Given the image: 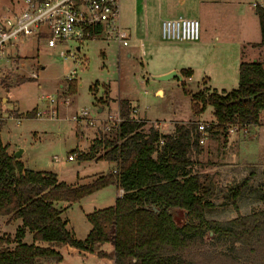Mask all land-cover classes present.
<instances>
[{"label":"trees","instance_id":"trees-1","mask_svg":"<svg viewBox=\"0 0 264 264\" xmlns=\"http://www.w3.org/2000/svg\"><path fill=\"white\" fill-rule=\"evenodd\" d=\"M254 13L261 40L251 47L262 48L264 8L257 6ZM69 92H75L72 81ZM131 104L120 100L122 122L113 140L99 134L88 153L72 152L78 161L109 166L84 185H68L53 173L26 169L8 154L0 138V218L6 226L17 224L13 236L0 235V264H61L65 256L104 264H264V168H251L215 206L211 179L192 173L201 154L197 122L176 124L170 134L153 127L145 131L146 122L131 117ZM208 107L210 136L227 137L232 125L260 127L263 62L246 61L242 52L235 89L217 92L204 87L191 96L194 116ZM2 127L0 121V135ZM108 186L121 190L122 196L87 214L90 230L77 240L63 212ZM244 201L260 208L226 221L212 217ZM182 213L186 216L180 225ZM107 245L110 249H103Z\"/></svg>","mask_w":264,"mask_h":264},{"label":"rangeland","instance_id":"rangeland-1","mask_svg":"<svg viewBox=\"0 0 264 264\" xmlns=\"http://www.w3.org/2000/svg\"><path fill=\"white\" fill-rule=\"evenodd\" d=\"M152 1L148 0L147 26L142 11H138L134 34L132 0H120L121 23L131 34L127 48L102 39L81 43L70 41L52 49L47 48L44 42L36 44L34 41L20 47L15 69L0 85V121L3 123L0 138L13 156L21 150L19 160L26 169L53 173L68 185H84L105 174L109 169L105 162L78 161L76 157L68 161V157L73 151L88 153L92 141L99 134L108 140L114 139L117 127L107 119L118 112L117 104L122 99L133 102L131 107L134 106L135 110L138 107L135 117L131 115L134 120L148 119L145 131L153 127L162 134H170L176 124L211 123L210 107L199 117L193 115L191 96L202 89L201 79L205 76L210 77V87L217 92H229L237 87L236 62L240 46L219 42L207 46V51L204 48L196 50L195 45L184 47L163 42L159 22L151 9ZM261 1L245 0L246 3ZM138 3V10H141L140 0ZM141 45L144 57L140 56ZM191 47L194 49H189ZM249 49L246 48L247 57ZM252 53L257 61L264 63V47L254 49ZM127 54L131 56L127 57ZM184 54L189 59L184 58ZM200 58L205 60L204 67L197 62ZM185 65H195L191 69L190 82L186 80L182 85L179 81L182 74L166 82L154 80L155 72L169 67L180 70ZM33 73L36 78L31 77ZM71 81L75 83L74 93L69 92ZM49 98L55 101L68 98L71 106L63 108L62 101L57 106V119L38 118V113L52 107ZM98 109L101 110L99 114ZM81 112L87 113L92 125H76L72 121L71 117ZM261 123L264 124V115ZM237 135L248 139L240 145L239 152L235 144H229L227 137L209 135L204 145H200L201 154L193 165L192 173L211 179V200L215 206L222 203V196L229 187L246 177L251 168H257L259 172L264 168L263 131L258 138L252 132L246 135L239 132ZM256 177L253 182L258 181ZM116 195V188L108 186L69 207L65 217L74 227L77 240H81L90 227L86 215L113 205ZM259 208V204L244 201L238 204L237 209L227 206L212 217L226 221ZM178 218L182 225L185 213ZM6 225L5 219L0 218V235L13 236L14 225ZM103 249L109 250L110 246ZM66 259L71 264L81 262L75 256ZM88 264L104 263L90 260Z\"/></svg>","mask_w":264,"mask_h":264},{"label":"built area","instance_id":"built-area-1","mask_svg":"<svg viewBox=\"0 0 264 264\" xmlns=\"http://www.w3.org/2000/svg\"><path fill=\"white\" fill-rule=\"evenodd\" d=\"M252 6L264 8V3ZM200 37L201 26L197 19L177 17L160 23L163 42L197 43ZM130 38L128 30L121 25L119 0H0V85L15 69L20 47L31 41L36 44L44 42L47 48L52 49L70 41L81 43L102 39L126 48ZM31 77L36 78V74L33 73ZM61 102L63 108L71 106L68 98L61 101L49 98L52 107L38 113V118L57 119V106ZM136 114L137 110L132 109L131 115L135 117ZM71 119L76 125H92L86 112L76 113ZM107 120L118 129L122 122L119 110ZM208 125L197 123L200 145H204L209 137ZM260 128L264 135V124L260 127L232 125L227 132L232 136L239 132L241 135L250 132L256 135ZM75 157V154L70 155L68 161H73Z\"/></svg>","mask_w":264,"mask_h":264},{"label":"crops","instance_id":"crops-1","mask_svg":"<svg viewBox=\"0 0 264 264\" xmlns=\"http://www.w3.org/2000/svg\"><path fill=\"white\" fill-rule=\"evenodd\" d=\"M119 3H120V0H119ZM255 3L263 4L264 0L261 2H253V3H246L245 0H153L152 1L153 5L151 9L154 12L155 18H157L159 22V30H160L161 21L165 19L186 17V18L197 19L199 21L200 26H201V37L197 43H171V45L184 46V47H187L189 45L190 46L195 45L194 47H197L195 48L196 50H200V49L203 50L204 48L207 51H208V48H206L207 46L209 47L210 45L219 43V42L235 44L236 46L239 45L240 46L239 59L236 62V68L238 70V64L242 57V52H243V58L246 61H257L256 55L252 53L254 49H257V48L251 47V45L259 44L261 40L258 19L254 13V8L252 6ZM138 6H139L138 0H132V14L134 18V25H133L134 34H135V26H136L135 23H136L138 11H142L144 19H145L144 22H145V25L147 26V17H148V12H149L148 0H140L141 10H138ZM120 21L122 22L121 7H120ZM128 32L130 33L129 30ZM130 41H131V38H130ZM248 47L250 48L249 49L250 53L247 57L246 48ZM189 49H194V48L191 47ZM77 50L79 49L77 48ZM130 56H131L130 54H127V57H130ZM140 56L141 57L145 56V52H144L142 45L140 46ZM184 58L189 59V57H187L186 54H184ZM204 61L205 60L204 59L201 60V58L197 60L198 63L201 62L200 63L201 67L205 66ZM194 66L195 65H185L180 70H177L176 67H169L168 69L155 72L153 74L154 80L158 81L157 78L165 76L172 72H175L177 76L179 74H182L181 72H190L193 75V71H191V69ZM186 80L190 82L191 78L186 79V77H184L183 75L179 78L180 82H185ZM210 80H211L210 77H206V76L203 77L201 79V85H202L201 87L202 88L206 87L210 90H214L213 88L210 87ZM160 91L161 90H159L158 92ZM122 100H127V99H122ZM118 107H119V104H117V108ZM132 109H135V107L132 106ZM100 112L101 110L98 109L97 113L99 114ZM137 112H139L138 107H137ZM263 115H264V112H262L261 114V121H262ZM140 119L144 121L148 120V119H142V118ZM261 125H263V123H261ZM261 131H263L262 128L259 129V132H257L254 137L258 138L261 134ZM227 139L230 141L229 144L233 143L236 145L237 152H239L240 145H244V143L247 142L248 140L246 136H240V135H235V136L228 135ZM8 154L10 153L8 152ZM116 190H117V195H116L115 200L121 197L123 194L121 190H118L117 188ZM68 209L69 207L63 212L62 218L63 220L67 221L66 227L70 232L73 233L75 237L76 232L74 230V227H71L69 225V220L65 217ZM16 226L17 224L14 225L13 230H15ZM89 230H90V227L89 229L85 230V233H83L84 237L81 240H83L86 237ZM66 258H70V256H65L64 262L61 264H71L70 262H68ZM73 264H78V263H73ZM79 264H88V262L81 261Z\"/></svg>","mask_w":264,"mask_h":264},{"label":"water","instance_id":"water-1","mask_svg":"<svg viewBox=\"0 0 264 264\" xmlns=\"http://www.w3.org/2000/svg\"><path fill=\"white\" fill-rule=\"evenodd\" d=\"M175 77H177V74L175 72H172L170 74H167L165 76L157 78V80L160 81V82H165V81H168V80L173 79ZM20 156H21V150H19L18 152H16L14 154V158L16 160H19ZM185 216H186V214H185Z\"/></svg>","mask_w":264,"mask_h":264}]
</instances>
